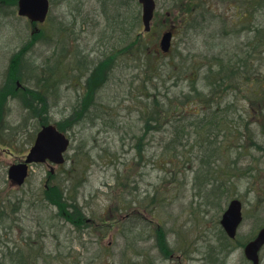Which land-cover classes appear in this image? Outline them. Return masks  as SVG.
Returning <instances> with one entry per match:
<instances>
[{"label": "rangeland", "instance_id": "rangeland-1", "mask_svg": "<svg viewBox=\"0 0 264 264\" xmlns=\"http://www.w3.org/2000/svg\"><path fill=\"white\" fill-rule=\"evenodd\" d=\"M50 1L47 23L35 29L18 15L17 1L0 0V83L11 73L13 96L11 110L3 109L0 97V133L8 130L0 144V212L3 203L7 207L0 216V264H250L239 243H247L264 227V97L242 89L251 86L253 91L257 82L264 84V44L255 50L251 69L225 66L222 71L219 58L228 63L237 53L247 59L245 49L254 39L249 29L264 28V0H247L248 8L243 0H155L158 30L145 40L149 50L158 51L165 32L175 33L173 51L156 57L151 66L174 73L165 75V82L147 80L150 63L143 51L137 54L141 59L135 56L138 51L113 55L136 18L140 26L135 33H144L136 2H129L130 16H95L93 0ZM191 2L196 6L186 14ZM116 12L121 9L109 10ZM16 59L23 81L14 76ZM57 60L65 69L81 62L82 71L107 64L102 69L107 80L90 90L92 72L80 82L64 77L62 67L58 84L43 90L41 103L32 92ZM221 72L225 80L219 83L216 73ZM16 81L28 89H15ZM83 101L94 106L92 115L75 124L74 112ZM156 101L164 110L171 104L185 109L183 123L190 124L189 130L200 125L218 131L215 143L211 146L204 135L194 145L192 133L193 141L181 156L171 159L163 154V135L153 133L138 157L141 117L145 105ZM203 103L207 110L200 108ZM59 123L71 137L67 159L72 160L61 167L32 165L26 184L10 187L9 166L26 158L42 126ZM198 174L213 183L203 184ZM256 183L259 194L252 186ZM55 184L71 193L77 190L87 221L82 230L67 223L45 199ZM234 198L243 202L244 222L237 249L230 252L221 239L220 221ZM219 254L224 256L221 262ZM261 258L264 264V249Z\"/></svg>", "mask_w": 264, "mask_h": 264}, {"label": "trees", "instance_id": "trees-1", "mask_svg": "<svg viewBox=\"0 0 264 264\" xmlns=\"http://www.w3.org/2000/svg\"><path fill=\"white\" fill-rule=\"evenodd\" d=\"M9 1L11 2V0H9ZM13 1L16 3L17 0H12V2ZM194 6H196L195 2H191V4H188V9L184 10L186 12V14H188V13L192 14ZM136 20H137V21H135L136 23L130 27L128 33L126 34V37L120 43L121 47L118 49L119 52L114 53L113 55H116L117 57H119V56L121 57V56L126 55L125 52L130 51L129 53L132 54V53H134V51H138V53H136L135 56H136V58L141 59V57L140 56L138 57L137 54H140V52L143 51L145 53L144 58L146 59V63L148 61L150 63V64L148 63L149 64L148 67H149L150 71L149 70L147 71L148 72L147 73V75H148L147 80L152 81V79H155V80L157 79L158 81L164 80V82H165L166 78L164 76L166 75V73L164 71H162V72L159 71L160 70L159 65L157 66V68L152 69V67H153L152 64H153V60H155L156 57L165 58L166 55L162 54L159 51L152 52L149 50V45L146 43L145 40L147 39L148 36L153 37L154 34H153V32L145 34V35L144 34L142 35L139 32L135 33V28H138L140 26V18H136ZM123 21H122V24H123ZM254 26H256V25H254ZM121 28H123V31L126 30L125 29V23H124V25H122ZM239 29H240L239 31H241L240 27H239ZM249 31L254 33V39H253V41L252 40L249 41V44L247 45L248 49H245L246 52H244V55L247 57V59L243 61L241 56L238 55L237 53H235L233 55V57L228 60L229 61L228 63H226L225 59L219 58L220 65H222V67H223L222 71L225 70V66H228L229 68H233L234 66H236V67L240 66L243 68L249 67L250 69L254 67L253 64L256 60L254 52H255V50H260V47L264 44V28L258 27V25H257L256 27H254V29L250 28ZM225 32H226V34L231 35V33H227L228 31H225ZM127 37L129 39V41L127 40V42H126L125 39ZM157 39H158V37H157ZM124 42H126V43H124ZM29 47H30V45L28 44L24 48L28 49ZM116 47L117 46H115V49H116ZM137 48H139V50H136ZM17 59H18V57H17ZM17 59L15 62V64L17 65V73H14V76L16 77V79L18 78L17 80L23 81L24 76L20 73L21 66H20V63L18 65ZM147 59H148V61H147ZM80 66H83V64L81 62L78 63V61H76L75 65L66 66L68 68L65 69V67L63 66L61 61L57 60V62L55 63V67L51 66L45 70V71L49 72V76H47V77L42 76V80H44V82L42 80L39 81L38 84H39L40 88L34 89V91L32 92L33 97L42 103V101H43L42 97L44 95L43 90L47 91L49 89V87H54V86H56V84H58V77L60 74V70L63 68H64L63 69L64 70L63 71L64 77L70 75V77H73L72 80L78 79L81 82V79L86 77L91 69L88 68V70L86 69V71H82L80 69ZM101 67H103V68H101ZM107 67H108V65L104 64L102 66H97V67H95V69L90 71V72H92V74H91V77L88 78V80H87V86L89 88H91V87L100 88L101 86H103L104 81H106L107 78L104 77L102 69L104 70ZM92 68H94V67H92ZM173 74L174 73L172 72L171 75H166V76L173 77L174 76ZM175 75L177 76V78L180 77V73H176ZM152 76H153V78H152ZM216 76H217L216 81H219V83H220V81L224 82L225 79H223L224 75H222V72H221V76H219L218 73H216ZM168 78L170 79V77H168ZM146 84H147V81L145 82L144 86H146ZM26 88L25 89L23 88V89L26 90ZM19 90H21V89H19ZM90 90H92V88ZM242 90H245L247 93H249V92L254 93V94L258 95L259 98H261L262 96L264 97V84L260 83V82L259 83L257 82L255 84L253 91H251V86H248V90L247 89H242ZM195 93H196V90H195ZM182 96H184L185 99L187 97L184 94H182ZM26 97L25 98L27 100H29V101H26L29 109L33 110V105L29 104L31 102V100L28 98L27 95H26ZM153 98L155 100H158V94L156 96H154ZM31 99L33 100V98H31ZM87 100H88V98H87ZM79 106L81 107L80 109H78L79 111L76 110L77 113L74 112L76 119H74L75 117H73V119H74L73 121L75 124L83 121L84 119H89L90 115H92V112H91V111H93L92 108L94 107V106L92 107V104L89 103L88 101H83V105L81 103V105H79ZM209 106H210V103H209ZM206 107L208 108L206 103H203L200 105V108H202V109L207 110ZM77 108H79V107L77 106ZM37 110L38 109L36 108L34 111H37ZM184 110L185 109H181V107H179V106L173 107L172 104L169 105L168 109L164 110V109L160 108V105L157 101L154 102V104L152 106H150L148 104L145 105V110H144L142 117H141L142 122H143L142 128H141V135L138 137V141L136 143V150L138 152V157L142 156V154L139 153L138 149L140 148L139 150L141 151L142 143L148 139L149 135H151L153 133H158V134L163 135V138H162L163 140L161 139L162 140L161 145H164L162 147V149L164 151L163 154L167 155V153H168V155H169L166 158L173 159V158L178 157V155L181 156L184 148L187 147L191 141H193L192 133H194L196 136L195 140L193 141L194 145H197L199 142H201L202 136L205 135V137H207V139L210 141V144L212 146L213 142L216 141V139H217L215 137L218 135V134H216L218 131H215V133H213L209 129L205 130V128L200 126V125H196L193 130H189L190 124H188V122H187V124L185 122L183 123L184 112H182V111H184ZM97 118H98V116L96 115L94 119H97ZM99 119H100V116H99ZM183 124H185V125H183ZM203 124H205V121L203 122ZM65 126L66 125H64L63 123L57 124V127L59 128V130L66 133L67 130L64 129ZM164 133H167V135H165ZM211 135H214V138H212ZM215 147L216 148H214V147L213 148L216 150L218 145L217 146L215 145ZM208 150L210 151V149H208ZM215 150H212V151H215ZM142 153H145L144 149H143ZM71 160L72 159H70V160L67 159V161H71ZM210 172L211 171H209V173ZM198 176L200 177L201 182L205 185L206 184L210 185L211 183H213L211 181H209L208 183H205L204 177H206V176H204V174L202 176H200L198 174ZM206 179H207V177H206ZM74 191L75 192L71 193V189L66 190V188L60 187L59 184H55V185H53L47 189V191L45 192V199L47 200V202L49 204L56 206L59 209L61 216L65 219V221L67 223H71L73 226L76 225V228L82 230L83 226L85 225V223L87 221L85 219V214L80 209L81 206L79 205L80 202H79L78 197H77L78 192H77V190H74ZM66 209L72 210L71 212H68L70 214L67 213ZM136 218L139 219L138 216ZM18 249H21V248H18ZM7 253L11 254L12 252H11V250H8ZM39 253H37L36 255H40V256L43 255L42 252H39ZM19 264H25V262H22Z\"/></svg>", "mask_w": 264, "mask_h": 264}, {"label": "water", "instance_id": "water-1", "mask_svg": "<svg viewBox=\"0 0 264 264\" xmlns=\"http://www.w3.org/2000/svg\"><path fill=\"white\" fill-rule=\"evenodd\" d=\"M144 8L143 22L146 31L150 30L156 4L154 0H139ZM49 11V0H19V15L28 17L32 22H44ZM173 34L165 33L161 40V49L166 53L170 51ZM70 140L61 133L56 126H44L38 133L36 142L31 148L26 160L23 163L13 165L9 170L10 180L22 186L29 175V166L33 163H45L50 160L52 163L61 165L65 162L64 154L67 152ZM242 222L241 203L234 201L223 217L222 225L228 235L236 236L237 229ZM264 246V229L258 237L249 243L245 248L246 257L253 264H260L259 252Z\"/></svg>", "mask_w": 264, "mask_h": 264}, {"label": "flooded vegetation", "instance_id": "flooded-vegetation-1", "mask_svg": "<svg viewBox=\"0 0 264 264\" xmlns=\"http://www.w3.org/2000/svg\"><path fill=\"white\" fill-rule=\"evenodd\" d=\"M134 2H136L137 3V5L139 6V8L141 9V12H140V14H139V16H143V6L138 2V0H133ZM244 1V3L246 4V5H244L243 4V7H246L247 6V0H243ZM252 1H254V0H251V2ZM93 2L96 4V7H97V13H96V15L95 16H130V13L128 12V6H129V2H130V0H93ZM117 2H119V3H117ZM257 2V0H255V3ZM157 4V3H156ZM240 4H242V2L240 3ZM18 7V6H17ZM111 8H114V9H121V12H116V13H114V14H109V10L111 9ZM246 8H248V7H246ZM237 9H239V7H237ZM157 13H158V7L156 6V12H155V15L154 16H157ZM49 16V15H48ZM168 16V15H167ZM124 21H123V24L122 25H124V23H125V25H126V21H125V19H123ZM240 21H241V19L238 21V22H235V24L237 25V24H239L240 23ZM46 23H47V21H46ZM33 26H34V28L36 29L37 28V24H32ZM124 28V27H123ZM35 32H39L38 30H36V31H34L33 33H35ZM10 75V78H8V81H7V79H6V81L4 82V80H2V82L0 83V91H2L1 93H0V97L2 98H4L3 99V102L5 101V104H4V107H3V104H2V107H3V109H8V110H11V105L10 104H8V102H10V101H12V99H13V96H12V78H11V73L9 74ZM9 86V87H8ZM19 87H21V90L24 88V87H22V85L21 86H19V84H18V82L16 81L15 82V89H20ZM6 132H8V130L5 128V132L4 133H0V140H1V136L3 135V137L4 138H6V137H8L7 136V134H6ZM13 138L14 137H12L11 139H10V142L13 140ZM7 139V138H6ZM2 143V140L0 141V144ZM2 145V144H1ZM9 153L11 154V155H14V152H13V150L12 149H10L9 150ZM21 161H23V160H21ZM20 161V162H21ZM16 164V163H15ZM12 165H14V164H11L10 166H12ZM10 166H9V168H10ZM9 168H8V171H9ZM8 171H7V177H8ZM262 175V174H261ZM263 177H264V175H262ZM262 183V185H264V179L261 181ZM224 184V183H223ZM226 185V184H225ZM253 186V188H254V190H255V193L257 192V194H259V188H258V183H256V184H254V185H252ZM10 187H12V188H16V187H14L13 186V184H11L10 183ZM260 198V197H259ZM234 199H238V198H234ZM233 200V199H232ZM232 200H230L229 201V203H228V205H227V208H228V206H229V204H230V202L232 201ZM240 200V199H239ZM241 201V200H240ZM12 202V201H11ZM241 203H242V208H243V219H244V205H243V202L241 201ZM226 208V209H227ZM7 207L5 206V204L3 203L2 205H1V212H0V216H2L3 215V213H6L7 212ZM226 211V210H225ZM224 211V212H225ZM256 213H258V212H256ZM264 228V227H263ZM262 229V228H261ZM222 230V229H221ZM223 231V230H222ZM260 231V230H259ZM258 231V232H259ZM224 233V232H223ZM224 238L226 239V240H228V238L225 236V233H224ZM230 242H231V244L233 245V246H236L237 247V243H238V241H237V238L234 240V241H232V240H230ZM240 244V243H239ZM232 254V253H231ZM231 254H229V255H231ZM220 255V254H219ZM222 255H224V254H222ZM228 255V256H229ZM223 258H224V256H219L218 257V260L221 262L222 260H223ZM262 259V258H261ZM224 264H227V261H226V263H224Z\"/></svg>", "mask_w": 264, "mask_h": 264}]
</instances>
